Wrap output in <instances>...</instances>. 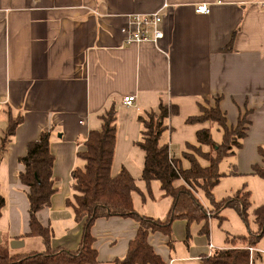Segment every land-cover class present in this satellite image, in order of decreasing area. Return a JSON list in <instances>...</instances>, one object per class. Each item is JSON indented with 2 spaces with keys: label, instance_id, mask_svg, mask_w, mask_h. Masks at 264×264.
Instances as JSON below:
<instances>
[{
  "label": "crops",
  "instance_id": "crops-1",
  "mask_svg": "<svg viewBox=\"0 0 264 264\" xmlns=\"http://www.w3.org/2000/svg\"><path fill=\"white\" fill-rule=\"evenodd\" d=\"M199 4H208L210 11L197 13ZM157 10L163 15L164 38L156 44H127L121 31L127 16ZM130 95L135 101L126 105L124 97ZM212 96H222L220 106L230 126L246 107L253 109L242 148L227 157L235 158L229 165L237 166V172L254 175L253 166L262 164L258 147L264 145V0H0V196L5 198L1 243L10 247L12 240H22V247H10L13 253L45 249L40 236L30 235L29 188L20 179L25 170L20 158L42 131L51 130L56 191L37 217L52 228L54 247L79 248L83 225L67 203L74 194L72 170L84 167L79 153L86 150L90 131L101 130L113 106L112 173L127 169L138 186L132 193L135 210L164 219L173 198L159 180L147 184L142 178L146 153L138 144L140 116L159 111L161 103L178 107L165 121L161 143L188 169L191 162L184 154L189 144L201 145L198 130L210 127L214 140H222L216 124L187 122ZM20 115L23 122L3 150L9 117ZM197 158L208 166V160ZM223 160L220 171L226 173ZM174 184L185 182L178 179ZM246 190L252 198V191ZM198 197L207 206L205 195L200 192ZM202 226V221L177 219L170 237L150 233L149 242L167 264H201L204 256L227 246V237L215 238L210 225L209 234L201 233ZM138 229L139 223L129 217L97 219L92 234L98 264L124 257ZM255 248L252 264H264L262 239Z\"/></svg>",
  "mask_w": 264,
  "mask_h": 264
},
{
  "label": "trees",
  "instance_id": "trees-1",
  "mask_svg": "<svg viewBox=\"0 0 264 264\" xmlns=\"http://www.w3.org/2000/svg\"><path fill=\"white\" fill-rule=\"evenodd\" d=\"M233 42L234 37L227 45V51L231 50ZM221 100L222 96H212L205 105L200 106L199 115L187 119L189 123L210 121L222 131V140L216 142L211 128H202L197 132V140L201 145L197 147L189 144V148L195 149L199 156L208 160V166H202L192 152H185L184 155L191 162V166L183 169L180 159L171 156L169 146L161 143V137L167 128L166 119L178 112L176 105L161 103L159 111L149 112L145 117L140 116L143 130L142 139L138 144L146 153L142 178L147 184L152 180H159L165 194L173 198L170 211L164 219L141 215L135 210L132 193L138 191V186L127 169L123 168L116 175L112 173L116 109L114 106L110 108L103 117L101 130L90 131L85 144L86 150L79 153L85 161L84 167L77 166L72 170L74 194L68 198L67 203L74 210L75 220L83 225L81 244L76 250L54 247L51 244L52 228L44 226L37 217V213L51 203V197L56 191L51 130L42 131L39 139L28 145L27 154L20 158L25 166V170L20 173V179L29 188L30 235L40 236L45 249L13 253L10 252L8 243L0 241V264H98L92 227L97 219L111 216L129 217L139 223L138 232L130 241L127 254L116 258L113 264H167L150 244L149 234L159 232L170 237L173 223L177 219H186L188 223L202 221L201 233L209 234V218L217 217L222 223L224 217L221 211L231 207L248 225L251 192L246 189L239 190L234 195L217 200L214 188L224 175L220 171L222 160L235 155L243 146L253 109L246 107L245 111L241 112L237 124L230 126L226 113L220 106ZM22 122V115L17 118L9 117L7 132L3 138V150ZM202 145H208L209 151L202 150ZM258 152L262 164H255L253 172L264 178V145L258 147ZM236 172L234 167L231 173ZM178 179H183L185 184L176 186L174 182ZM200 192L207 198V206L198 197ZM4 205L5 198L0 196V216ZM208 209L215 215H208ZM254 221L258 227L257 231L227 236V246L204 256L201 264H252L250 247H256L264 235V204L254 209Z\"/></svg>",
  "mask_w": 264,
  "mask_h": 264
},
{
  "label": "rangeland",
  "instance_id": "rangeland-1",
  "mask_svg": "<svg viewBox=\"0 0 264 264\" xmlns=\"http://www.w3.org/2000/svg\"><path fill=\"white\" fill-rule=\"evenodd\" d=\"M198 147V146H197ZM188 152H192L197 157H201L197 154V151L194 149L189 148ZM235 158L227 157L223 160V169L226 173L221 176L220 178V185L215 188V195L217 198L226 197L232 195L230 192L231 189L237 190L241 187H245L252 191V198H251V206L248 210V221L249 224L247 225L239 213L231 208L227 207L222 211V215L226 217L223 219L222 223H220L217 217H212L209 221L210 227L214 230L215 238L217 239H225L227 236H232L233 233H245L249 234L254 228H256V224L254 222V215L253 211L254 208L262 203H264V178L259 177L258 175H250L244 172H236L234 174L230 173L232 168H236L237 166H230L229 161L234 160ZM236 163V162H235ZM237 165V164H236ZM232 171V170H231ZM208 215L212 213L210 210H207ZM215 214H212V216ZM262 242H264V235L262 237ZM11 243V242H10ZM11 247V246H10ZM10 252H11V248ZM29 247V246H28ZM26 247V248H28ZM31 249V248H30ZM25 250V249H23ZM21 251V250H19Z\"/></svg>",
  "mask_w": 264,
  "mask_h": 264
},
{
  "label": "built area",
  "instance_id": "built-area-1",
  "mask_svg": "<svg viewBox=\"0 0 264 264\" xmlns=\"http://www.w3.org/2000/svg\"><path fill=\"white\" fill-rule=\"evenodd\" d=\"M195 11L197 13H208L210 8L208 4H199L195 8ZM127 19V24L121 28L127 44H140L146 41L156 44L165 36L162 28L163 15L160 10L150 13H132L127 16ZM134 101V95L124 97V103L126 105H132ZM255 249V247H250L252 253Z\"/></svg>",
  "mask_w": 264,
  "mask_h": 264
},
{
  "label": "water",
  "instance_id": "water-1",
  "mask_svg": "<svg viewBox=\"0 0 264 264\" xmlns=\"http://www.w3.org/2000/svg\"><path fill=\"white\" fill-rule=\"evenodd\" d=\"M24 245V242L22 240H12L10 243V246L14 249L22 247Z\"/></svg>",
  "mask_w": 264,
  "mask_h": 264
}]
</instances>
